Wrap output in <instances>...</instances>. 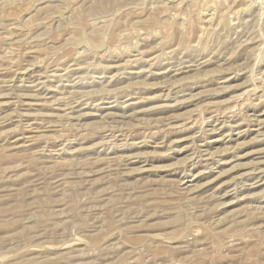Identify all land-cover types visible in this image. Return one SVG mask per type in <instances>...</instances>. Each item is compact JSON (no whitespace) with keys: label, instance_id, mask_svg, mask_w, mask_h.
<instances>
[{"label":"rangeland","instance_id":"374dc122","mask_svg":"<svg viewBox=\"0 0 264 264\" xmlns=\"http://www.w3.org/2000/svg\"><path fill=\"white\" fill-rule=\"evenodd\" d=\"M0 264H264V0H0Z\"/></svg>","mask_w":264,"mask_h":264}]
</instances>
